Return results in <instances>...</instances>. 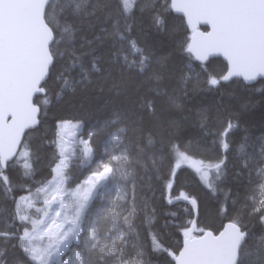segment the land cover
I'll list each match as a JSON object with an SVG mask.
<instances>
[{"label": "snow or ice", "instance_id": "6c2138e0", "mask_svg": "<svg viewBox=\"0 0 264 264\" xmlns=\"http://www.w3.org/2000/svg\"><path fill=\"white\" fill-rule=\"evenodd\" d=\"M240 77L264 80V0H0V264H264ZM188 161L207 198L175 209Z\"/></svg>", "mask_w": 264, "mask_h": 264}, {"label": "trees", "instance_id": "16d2710c", "mask_svg": "<svg viewBox=\"0 0 264 264\" xmlns=\"http://www.w3.org/2000/svg\"><path fill=\"white\" fill-rule=\"evenodd\" d=\"M221 62H223V60L218 58L217 67L221 66ZM234 79L237 82L235 84L230 83L228 87V91L234 93V95L229 96L226 94L224 96V101L233 111L241 113L245 126L258 128L262 117H264V80L259 79L255 83L248 85L240 79ZM244 105H247V107H242ZM63 115L65 118L71 119L74 113L71 110H67L63 113ZM81 131H83V129ZM73 164L75 165L73 168L74 174L80 179L84 178L87 175L86 170L88 169L89 164L79 165L76 161H74ZM47 165V160L38 165V168L42 169V171L36 175V181H40L41 179L48 176ZM158 188L159 186H157L156 197L157 206L159 207L161 205V201L159 200L160 192ZM227 188H233V192H235V188L233 187V183L231 181L227 182L225 191H227ZM181 191L197 196L201 199L207 198V190L199 182L198 174L195 172L194 167H192V162L190 161L185 162L181 169H179L177 172V181L173 189L175 209H183L190 206L187 201L175 199V197L179 195ZM23 194L25 193H20V195ZM168 207L172 208L173 206L168 205ZM154 264H156L155 261Z\"/></svg>", "mask_w": 264, "mask_h": 264}, {"label": "water", "instance_id": "95a60500", "mask_svg": "<svg viewBox=\"0 0 264 264\" xmlns=\"http://www.w3.org/2000/svg\"><path fill=\"white\" fill-rule=\"evenodd\" d=\"M203 27V28H202ZM200 28H201V30H210V29H208V27L207 26H204V25H200ZM220 59H222L223 61H224V58L221 56V57H219ZM237 79H240V80H242L243 81V78L242 77H240V78H237ZM259 79H261V78H257V80H259ZM245 84H248V85H250V84H253V83H255L256 81H252V82H246V81H243Z\"/></svg>", "mask_w": 264, "mask_h": 264}, {"label": "rangeland", "instance_id": "374dc122", "mask_svg": "<svg viewBox=\"0 0 264 264\" xmlns=\"http://www.w3.org/2000/svg\"><path fill=\"white\" fill-rule=\"evenodd\" d=\"M70 131L75 132L74 129H72V130H70ZM69 146H70V149H71V147H72V140H71V138L69 139ZM74 161H75V160H73L72 163H73ZM190 162H192V161H190ZM85 164H87V163H85ZM79 165H81V164H79ZM82 179H83V178H82ZM23 195H24V194H23Z\"/></svg>", "mask_w": 264, "mask_h": 264}]
</instances>
